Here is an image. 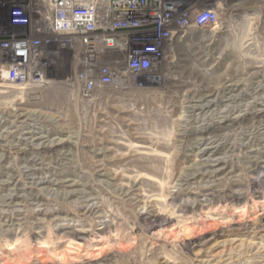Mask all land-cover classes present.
Returning a JSON list of instances; mask_svg holds the SVG:
<instances>
[{
    "label": "rangeland",
    "instance_id": "rangeland-1",
    "mask_svg": "<svg viewBox=\"0 0 264 264\" xmlns=\"http://www.w3.org/2000/svg\"><path fill=\"white\" fill-rule=\"evenodd\" d=\"M235 2L234 20L181 37L156 88L82 103L61 83L68 66L45 88L1 89L0 184L8 168L16 180L0 193L20 195L0 208V264H264V164L232 148L240 126L219 130L253 100H239L240 84L264 76V0ZM211 132L228 134L218 151L228 165L177 181ZM27 163L79 183L85 198L29 184ZM137 179L124 197L120 185Z\"/></svg>",
    "mask_w": 264,
    "mask_h": 264
},
{
    "label": "built area",
    "instance_id": "built-area-1",
    "mask_svg": "<svg viewBox=\"0 0 264 264\" xmlns=\"http://www.w3.org/2000/svg\"><path fill=\"white\" fill-rule=\"evenodd\" d=\"M236 6L235 0H0V81L42 89L69 66L63 82L82 103L156 88L181 37L215 32L235 19Z\"/></svg>",
    "mask_w": 264,
    "mask_h": 264
},
{
    "label": "bare ground",
    "instance_id": "bare-ground-1",
    "mask_svg": "<svg viewBox=\"0 0 264 264\" xmlns=\"http://www.w3.org/2000/svg\"><path fill=\"white\" fill-rule=\"evenodd\" d=\"M61 83L64 84L63 81H61ZM5 88H11V86L0 81V92H2V94L4 91L1 89H5ZM263 93H264V76L258 78V80H255V82L251 83L250 86L240 84L239 100L241 101L245 100L247 97L249 98L251 97L253 100L245 104H240L239 113L238 114L236 113L237 115H235V117H234V114H235L234 112H233L234 114L223 113V115L224 114L225 115L223 116V119L219 122L220 123L219 130H222V131H225L227 129L232 130V128L236 125L240 126L238 129L239 132L237 133V136L240 138V140L238 143H234L232 145V148L241 150L242 152L245 153V160L247 164L248 163L257 164L259 161H261L260 164H264V160H262L264 159V153L260 151L261 149H264V95H262ZM214 132L216 131L214 130ZM214 132L213 133L211 132V134H213L211 139L210 140L208 139L209 141L205 142L206 147L203 148L202 151H200L199 153L195 155L193 164L187 166L184 169L185 173L183 172V174L180 175V177L178 176L179 178L177 179V181L187 183L191 180L214 177L215 175H217L216 173L220 170V168L228 165V162L230 160L228 161L227 159L223 158V156L219 157L218 151L223 145L228 144L227 141L229 140V136L228 134L224 133L222 136L223 138L221 137L222 142L219 141L220 142L219 143L217 141L218 138L217 140L214 138L220 135ZM34 165H38V167L37 168L33 167ZM49 169L46 168L41 163H27V165L25 166V169L22 172L23 174L21 173V176H22L21 178L27 180L29 184L36 185V186L38 185V186L45 187V185L46 186L55 185V186H60V187L65 186L68 188H74L70 190L67 189V191H63L61 193V195L64 196L63 198L69 197V196H75V197L78 196L79 198L83 197L82 199L85 198L84 191L77 188L80 186L79 183L73 182L72 184H70L71 180L65 178L64 175H61L59 173L55 175H46V171H48ZM108 174H104V176L105 177L107 176V179H109L110 182L114 183L117 181L116 175L109 176ZM5 175L8 177V180L0 184L2 185V187L0 188L1 190L5 186L14 184L16 180L15 173L13 172V170L9 168L6 170ZM137 186H138V179L126 185L121 184L119 189H120L121 194H123L124 197H130L131 195L133 196L135 194L137 190ZM19 195L20 194H18V192H14V191L11 193L4 194V195L0 193V208L2 209L5 207H11L12 205H14L15 202L18 200L17 198ZM90 201L91 200L86 199L85 201L86 208H88L89 210H94L98 208V206L94 204L95 202L93 204H90L89 203ZM145 202H144V209L146 208V206L147 208H150L152 206L148 204V202L147 203ZM9 245H10L9 249H15V250L18 249L17 246L12 247L13 243H10ZM41 255H42V252H41Z\"/></svg>",
    "mask_w": 264,
    "mask_h": 264
}]
</instances>
